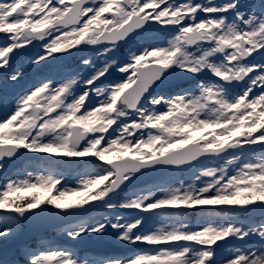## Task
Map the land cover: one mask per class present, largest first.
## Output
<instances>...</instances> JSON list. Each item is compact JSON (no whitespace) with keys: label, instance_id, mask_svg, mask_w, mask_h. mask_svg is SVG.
I'll use <instances>...</instances> for the list:
<instances>
[{"label":"snow or ice","instance_id":"obj_1","mask_svg":"<svg viewBox=\"0 0 264 264\" xmlns=\"http://www.w3.org/2000/svg\"><path fill=\"white\" fill-rule=\"evenodd\" d=\"M0 33V264H264V0H0Z\"/></svg>","mask_w":264,"mask_h":264},{"label":"rangeland","instance_id":"obj_2","mask_svg":"<svg viewBox=\"0 0 264 264\" xmlns=\"http://www.w3.org/2000/svg\"><path fill=\"white\" fill-rule=\"evenodd\" d=\"M0 34H1L0 46H2L4 41H5V36L2 33H0ZM93 57L95 58V53L93 54ZM209 131H211V129L197 130L196 132L193 133V135L194 136H200V135H203L204 133L209 132ZM106 155H107V159L112 160V159H114V156H116V153H110V154H106ZM209 166H215V165L210 164ZM179 175H182V174H179ZM105 183H107V181H105ZM30 191H37V190H30ZM38 191L40 192L41 198H45V197H47L50 194H53V195L55 194L54 191L52 193H49L48 191H46L44 189H40ZM27 194L28 193L25 192V193H20L18 195H27ZM13 195H17V194H13ZM82 195L83 194H81V193L68 194L63 199L60 200V203H73V202L78 201L79 199H81ZM0 210H2V209H0ZM118 214L127 215L128 213L122 212V213H118ZM109 243L114 245V249H112V250L113 251L117 250V251H114V252H118L120 254H125V253H129V252L135 251V249L132 246L127 245L125 243H118L114 239L109 241Z\"/></svg>","mask_w":264,"mask_h":264},{"label":"water","instance_id":"obj_3","mask_svg":"<svg viewBox=\"0 0 264 264\" xmlns=\"http://www.w3.org/2000/svg\"><path fill=\"white\" fill-rule=\"evenodd\" d=\"M34 45H35V47L32 49V51H35V50L37 49V47L39 46V45L36 44L35 42H34ZM91 48L94 49L95 46H91ZM14 51H15V50H14ZM25 55H30V52H29V53H25ZM111 248H112V246H111L110 244L107 243V244L105 245V249H104V250L109 251Z\"/></svg>","mask_w":264,"mask_h":264},{"label":"flooded vegetation","instance_id":"obj_4","mask_svg":"<svg viewBox=\"0 0 264 264\" xmlns=\"http://www.w3.org/2000/svg\"><path fill=\"white\" fill-rule=\"evenodd\" d=\"M147 11V10H146ZM0 36H1V34H0ZM95 53V51L93 52V53H90L92 56H93V54ZM9 55H10V53H9Z\"/></svg>","mask_w":264,"mask_h":264}]
</instances>
